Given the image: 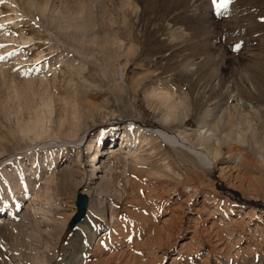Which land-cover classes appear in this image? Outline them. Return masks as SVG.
<instances>
[{
    "label": "rangeland",
    "instance_id": "obj_1",
    "mask_svg": "<svg viewBox=\"0 0 264 264\" xmlns=\"http://www.w3.org/2000/svg\"><path fill=\"white\" fill-rule=\"evenodd\" d=\"M216 3L0 0V209L18 224L0 264H264V0ZM207 111L239 138L216 165L188 148ZM79 190L89 208L68 230Z\"/></svg>",
    "mask_w": 264,
    "mask_h": 264
},
{
    "label": "bare ground",
    "instance_id": "obj_2",
    "mask_svg": "<svg viewBox=\"0 0 264 264\" xmlns=\"http://www.w3.org/2000/svg\"><path fill=\"white\" fill-rule=\"evenodd\" d=\"M48 10V9H47ZM45 10V11H47ZM43 12V11H42ZM44 13V12H43ZM64 20V19H63ZM62 20V21H63ZM66 20V19H65ZM75 22V21H73ZM65 23V22H64ZM70 23V22H69ZM78 23L75 22L74 24ZM80 23V22H79ZM62 24V23H61ZM73 24V23H72ZM63 26V24H62ZM65 26V25H64ZM63 26V27H64ZM78 27V26H81V25H78L76 24L75 27ZM76 27V28H77ZM59 28V27H58ZM60 28H61V25H60ZM65 28V27H64ZM75 28V29H76ZM80 28V27H79ZM63 29V28H62ZM66 30V29H65ZM79 30V29H78ZM77 31V30H76ZM80 34V33H79ZM81 36V35H80ZM79 36V37H80ZM86 36V35H84ZM74 37H76L74 35ZM78 37V39H79ZM82 38V37H81ZM80 38V39H81ZM94 38V37H92ZM76 39V38H75ZM83 39V38H82ZM86 39V38H85ZM86 41V40H85ZM38 57V56H37ZM39 60V59H38ZM190 68V67H189ZM217 80V79H216ZM216 83V82H215ZM169 86V85H168ZM165 87V86H163ZM166 88V87H165ZM226 88V87H225ZM163 89V88H162ZM171 89V88H170ZM231 89V88H229ZM155 90V89H154ZM153 90V91H154ZM161 90V89H160ZM152 91V92H153ZM157 91V90H156ZM225 91V90H224ZM235 91V90H234ZM155 93V91H154ZM152 94L153 96L155 94ZM240 93V92H239ZM174 91L173 90H169L168 88H166V90H161V91H158V93L156 94V96L159 97V100H161V103L163 105H165L166 107H168L170 110L172 111H176V109L178 108L179 104H180V100H177V98H175L174 96ZM185 94V93H184ZM233 95V94H232ZM155 96V97H156ZM198 96V95H197ZM234 96V95H233ZM178 97H180L178 95ZM182 101H184V99H181ZM186 100V99H185ZM160 102V101H159ZM185 102V101H184ZM48 104V101L46 102ZM183 103V102H182ZM181 103V104H182ZM208 103H209V100H208ZM45 104V103H44ZM46 105V104H45ZM49 105V104H48ZM47 105V106H48ZM38 110V109H37ZM217 110V108H216ZM223 111V110H222ZM44 114V113H43ZM43 114H37L36 117L32 120L31 124L27 127L28 130L30 131H33L36 135H42L44 132L47 131V128L44 126L43 124ZM204 114V113H203ZM215 114V113H214ZM209 112H205V114L203 115L202 117V120L200 121L202 126H206L204 132H203V136H202V141L201 143L203 144V150H198L196 148H193L192 146H189L188 148L193 151L194 153L197 154V156H199L200 160L204 163H209V164H214L216 165L217 164V160L220 158V156L223 154V144L224 143H227V142H230L229 144V148L230 150L234 149V146L236 145V142L239 141V138L237 137H231L228 133L229 136H223V135H220L218 133H216L215 129H218V124H219V119H216V121H211L209 118ZM178 118V117H177ZM186 118V117H185ZM201 118V117H200ZM217 118V117H216ZM221 118V117H220ZM227 119V118H226ZM223 121V119H222ZM221 122V121H220ZM47 124V123H46ZM130 127L128 126L124 132H123V140H122V144L120 145L121 147H125L127 145H130L132 144L134 141H135V138L131 136V134L127 131ZM204 129V127H202ZM69 129V128H68ZM202 129V130H203ZM25 130V129H24ZM201 130V129H199ZM219 130V129H218ZM220 131V130H219ZM158 132L160 135H162L164 138H166L167 140L173 142V143H178L179 139L177 138L176 135H172L170 134L169 132H167L166 130L164 129H161V128H158ZM200 132V131H199ZM117 133V132H115ZM115 133L113 134V136H115ZM104 136L101 137L100 139V145L103 143V139L104 137L106 136V132H103ZM120 134V133H119ZM44 135V134H43ZM108 136V135H107ZM252 138H253V141H254V144L256 145H259L260 147H264V135L260 133V131L258 130H253L252 131ZM124 140H125V144H124ZM245 142V140H244ZM105 143V141H104ZM181 144V142H179ZM235 144V145H234ZM227 145V144H226ZM106 146V144H104V146L102 147V149ZM186 146V145H185ZM195 147V146H194ZM110 152L112 157H118L117 156V151L119 150V147H118V144H114V145H111L110 147ZM119 153V152H118ZM109 156V157H110ZM97 153L95 152L94 154V157H93V160H97L96 161V165L95 167L97 166H100L98 165V162L100 161L99 158H97ZM111 157V159H112ZM113 158V159H114ZM120 158V157H118ZM200 162V163H202ZM111 164V162H110ZM207 165V164H206ZM208 166V165H207ZM205 167V165H204ZM94 172L92 174V176H95L98 174V171H95V168L93 169ZM188 171V170H187ZM88 193V192H87ZM89 194V193H88ZM92 198V197H91ZM94 198V197H93ZM96 198V197H95ZM98 199V198H97ZM95 200V199H94ZM93 200V201H94ZM34 209H36L38 212H41V208L39 206H36L34 207ZM3 210H5V212L3 213ZM1 213H0V230L1 229H6L7 232H10L12 231V229L14 228H17L18 224L15 223V221H13V216H15V209L12 208V207H7V208H2L0 209ZM11 224V225H10ZM15 224V225H14ZM20 227H21V224H20ZM19 227V228H20ZM11 229V230H10ZM10 230V231H9ZM15 232V230L13 231ZM9 234V233H8ZM11 235V234H10ZM74 246V245H72ZM71 246V247H72ZM70 252L71 250L69 249H65L64 251V254H63V257H62V263L64 262H69V255H70ZM66 259H68V261H65Z\"/></svg>",
    "mask_w": 264,
    "mask_h": 264
},
{
    "label": "water",
    "instance_id": "obj_3",
    "mask_svg": "<svg viewBox=\"0 0 264 264\" xmlns=\"http://www.w3.org/2000/svg\"><path fill=\"white\" fill-rule=\"evenodd\" d=\"M90 204V196L84 190H79L76 195L75 205L76 210L72 217L70 218L67 229L73 230L77 223L83 220L87 214L88 208Z\"/></svg>",
    "mask_w": 264,
    "mask_h": 264
},
{
    "label": "trees",
    "instance_id": "obj_4",
    "mask_svg": "<svg viewBox=\"0 0 264 264\" xmlns=\"http://www.w3.org/2000/svg\"><path fill=\"white\" fill-rule=\"evenodd\" d=\"M229 192L233 195V198H234L235 200H237L238 202H240V203H247L246 200H244V199H242V198L239 197L238 192H236V191H234V190H229Z\"/></svg>",
    "mask_w": 264,
    "mask_h": 264
},
{
    "label": "snow or ice",
    "instance_id": "obj_5",
    "mask_svg": "<svg viewBox=\"0 0 264 264\" xmlns=\"http://www.w3.org/2000/svg\"><path fill=\"white\" fill-rule=\"evenodd\" d=\"M230 0H219V3H216V0H213V3H216L217 9L226 7Z\"/></svg>",
    "mask_w": 264,
    "mask_h": 264
}]
</instances>
